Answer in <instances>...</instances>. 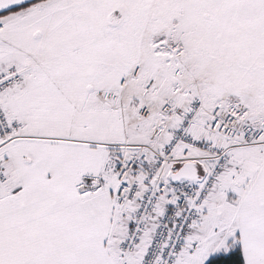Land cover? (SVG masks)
I'll return each mask as SVG.
<instances>
[{
    "label": "snow or ice",
    "instance_id": "snow-or-ice-1",
    "mask_svg": "<svg viewBox=\"0 0 264 264\" xmlns=\"http://www.w3.org/2000/svg\"><path fill=\"white\" fill-rule=\"evenodd\" d=\"M0 264H264V0H0Z\"/></svg>",
    "mask_w": 264,
    "mask_h": 264
}]
</instances>
